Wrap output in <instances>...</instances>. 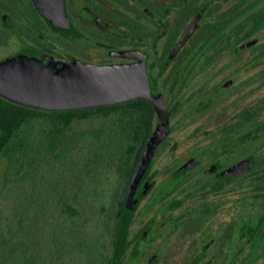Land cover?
Here are the masks:
<instances>
[{
	"label": "flooded vegetation",
	"instance_id": "flooded-vegetation-1",
	"mask_svg": "<svg viewBox=\"0 0 264 264\" xmlns=\"http://www.w3.org/2000/svg\"><path fill=\"white\" fill-rule=\"evenodd\" d=\"M23 55L132 66L161 98L118 264H264V0H0V61Z\"/></svg>",
	"mask_w": 264,
	"mask_h": 264
},
{
	"label": "rangeland",
	"instance_id": "rangeland-1",
	"mask_svg": "<svg viewBox=\"0 0 264 264\" xmlns=\"http://www.w3.org/2000/svg\"><path fill=\"white\" fill-rule=\"evenodd\" d=\"M106 121L104 117H93L75 122L65 136L59 148L61 150L48 153L45 157V164L50 170L43 167L42 163L35 164L24 177L25 181L19 180L8 185L7 190H12L9 196L0 195V210L7 211L9 215V220L0 218V229L11 224V230L8 228L6 232L7 241L1 239L0 232V256L5 257L0 258V264H106L117 206L114 193L119 186V177L111 170V160L118 155L109 144L106 133L100 137L91 133ZM188 131L186 129L174 136L179 144L182 141H198V138L189 140ZM182 143L180 147L183 148ZM74 151L82 157L75 168L73 165L69 169L68 172H72L67 176L62 165L64 156L67 154L68 157L77 158ZM167 162L168 159L162 154L154 167L160 169ZM5 166L6 159L0 158V190ZM51 170L54 172L50 175L48 173ZM50 176L57 181L55 183L67 185L59 198L58 189L52 186L54 181ZM86 179L90 180V187L80 192L78 184H84ZM23 184L30 189L27 190ZM24 191L25 198L21 202L17 198L19 192ZM30 197L33 200L29 205ZM49 198H57V202H48ZM62 202L80 209L78 224L62 213ZM28 206L30 213L36 210L40 212L41 208L43 213L36 221H27V228L26 224L23 228V222H20L27 220Z\"/></svg>",
	"mask_w": 264,
	"mask_h": 264
},
{
	"label": "trees",
	"instance_id": "trees-1",
	"mask_svg": "<svg viewBox=\"0 0 264 264\" xmlns=\"http://www.w3.org/2000/svg\"><path fill=\"white\" fill-rule=\"evenodd\" d=\"M210 38L214 39V37ZM145 105L144 101H142L140 106L137 101L132 100L110 106L88 107L67 111H44L19 105L0 97V158L6 159L0 195L9 196L12 190L11 188H9V191L7 190L8 185L14 184L19 180L25 181L24 177L35 164L42 163L43 167L50 170V167H47L45 164V157L48 153L53 154L61 150L59 148L63 145L64 138L75 122L86 121L93 117H104L107 118L106 123L102 127H99V129L92 130L91 133L97 137L106 133L109 144L118 155L116 159L111 160V170L115 171L119 177V186L114 193L117 202L115 213L117 222L121 209L123 210L122 194L127 188L131 175L135 171L140 155L152 132L153 112L151 109L146 110ZM74 153L77 155V158L71 155L68 157L67 154L64 156L62 165L67 176L72 172V170L68 172L69 169L73 165H75V168L76 163L82 157L77 151H74ZM51 166L53 165L51 164ZM52 172L54 171L51 170L48 174L51 175ZM49 178L54 181L52 186L58 189L57 198H59L67 185L64 186L60 182L55 183L57 181L51 176ZM80 182L81 180L79 179ZM23 187L27 190L30 189L25 184H23ZM78 187L81 189L80 192H82V189L85 191L86 188L90 187V180L86 179L85 183L78 184ZM19 193L17 199H20L22 202L24 201L26 191ZM57 198H49L48 202H57ZM34 199L38 200L37 198ZM32 200V197L28 199L29 205ZM42 200L45 203V197ZM61 204L63 205L62 213L69 218H73L74 222L78 224L81 217L80 209L68 203L62 202ZM29 207H26L27 220H21L20 222H23V228L25 224L27 228V221H36L41 216V213H43L42 208L40 212L36 210L30 213ZM7 213V211L0 210V218H4L5 221L6 218L9 220ZM0 225L2 227L1 221ZM8 228L11 230L10 223L5 228L3 226L0 229L1 239L4 242L7 241L6 232H8ZM115 232L116 224L111 228L109 255L107 259L105 258L106 264H110L111 262L110 250L114 249ZM72 243L75 244L73 241ZM0 258L4 259L5 257L1 255Z\"/></svg>",
	"mask_w": 264,
	"mask_h": 264
},
{
	"label": "water",
	"instance_id": "water-1",
	"mask_svg": "<svg viewBox=\"0 0 264 264\" xmlns=\"http://www.w3.org/2000/svg\"><path fill=\"white\" fill-rule=\"evenodd\" d=\"M49 23L58 29L66 20L50 19ZM193 28L194 23L175 45L172 54L189 37ZM139 78L140 71L132 66H93L50 58L43 62L24 55L0 61V97L19 105L67 111L108 106L142 97L154 107L158 126L149 136L130 181L110 264L119 263L126 242L129 219L137 205V200L133 199L135 187L157 145L168 134L167 113L163 111L160 96L153 99Z\"/></svg>",
	"mask_w": 264,
	"mask_h": 264
}]
</instances>
